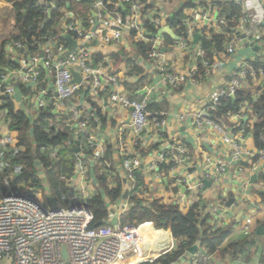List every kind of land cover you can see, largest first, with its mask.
Listing matches in <instances>:
<instances>
[{"label": "built area", "instance_id": "built-area-1", "mask_svg": "<svg viewBox=\"0 0 264 264\" xmlns=\"http://www.w3.org/2000/svg\"><path fill=\"white\" fill-rule=\"evenodd\" d=\"M59 1L41 0L40 4L49 7V12H55L60 10ZM153 1L156 6L154 5V10L148 12L149 15L146 16L144 10ZM155 1L147 0V3H144L141 0H117L116 2L102 0L97 2V5L91 9L93 16L89 20V28L85 30L82 21L76 19L72 22L68 21V24L63 27L66 30L65 34H70L77 42L75 49H68L63 43L61 44L59 36L51 39L49 44L40 46V49L34 53H29L22 43L12 41L7 47L9 57L12 54L16 55V59L12 60V57L9 59L18 62L19 70H8L1 75L0 97L8 96L17 111H24L29 115L30 109L37 108L39 112L53 105L55 110L59 111V115L55 116L53 120H56L55 122L48 123L49 127L61 131L67 128L75 130L78 133L79 142L83 143L88 139L89 145L96 143V135L92 134L91 118L78 109L74 102L84 98L86 103L93 106L94 118H98L99 108L97 105H107L109 111L106 112V116L109 122L119 116L120 110L129 113V121L119 122L116 126L118 133L116 155H118L123 170L122 174H124L121 179L126 182L129 195L117 203H110L106 225L91 229L90 223L93 221V215L86 207V203L91 197L85 196L88 193L87 183L89 182L85 177L84 160L86 157L83 154H79L77 157L74 178L66 181L78 195L69 196V201L67 200L69 203L65 208L54 207L53 202L45 204L41 200L40 190L29 187L11 189V179L7 178L4 182L6 194L4 198L0 199V264H142L153 263L163 255L177 249L178 242L169 229L158 228L153 222L136 224V222L125 219L135 206L131 201V194L134 192L138 194V190L142 189L137 186L135 175L138 171H141L146 191L142 194L139 193V198L147 205L148 201L154 199L153 192L151 193L153 182L170 179L169 175H176L178 169L185 167L186 164L190 165L191 159L180 145L181 143H164L163 147L161 143H155L153 146H158V149L155 150L158 156L157 161H153L147 169L143 167L144 158L146 159L147 155L142 157L141 153L135 149L136 143L141 141L143 134L147 133L149 129L152 130L149 132H154L158 141H164L167 121L165 118L153 117L155 114L148 112V98L139 101L130 96L124 85L127 77L124 74L121 75L111 56H106L101 63L97 64L93 59L92 52L94 49L92 47L97 42L99 45L118 44L126 36L135 32L136 40L153 43V49L149 55L150 61H155L156 58L160 59V53L154 45L157 39L150 36L146 28L150 23H153L156 29H162L167 26L169 17H165L160 4ZM216 1L233 3L243 12L241 21L238 23L237 29L234 30L236 35L234 33L229 35L232 41L231 44H227L229 47L226 54L229 57L240 51V48L247 42L248 36L247 34L243 35L241 28L250 19L254 24V38H258V40L264 38V28L262 27L264 25V0H200L198 4L205 3L210 8L198 7L191 10V16L185 21L190 31V44L181 41L179 43L181 50L187 52L191 47L193 36L197 34L195 32H200L206 23L207 26H212L218 32H222L228 26L227 17L219 15L217 10L211 7V4ZM107 5L112 6V10H109ZM120 8L124 9L127 14L124 15ZM195 18L200 22L199 24L193 21ZM203 23L205 24L202 27ZM196 49L194 51L196 66L189 73H173L165 64L160 65V60H158L156 69L163 75V81L168 86L179 87L187 83H196L199 77L198 65H202L207 71L211 69L212 64L205 60L206 52L199 45ZM258 59L264 61V58ZM256 60L257 58H245L239 64V69L231 76L226 87L211 93L207 106L208 113L217 111L222 98L235 97L241 90L249 89L254 100L264 93L263 71L259 72L258 77V73L249 63ZM40 61H43L48 71L47 76H53L54 79L49 91L43 86L47 76L43 80L38 67ZM20 73L22 75L18 83L30 88L31 93L26 96L21 93L22 98L18 102L14 98L18 83L14 82L16 78L13 79L12 75L17 76ZM75 73L78 74L79 82H74ZM208 74L209 72L206 75ZM248 78L253 81L252 87L248 84ZM0 101L2 100L0 99ZM250 113L249 106L243 104L240 113L229 115L228 121L232 120L231 127L222 122L216 123L209 117L204 118L195 114L189 118V127L198 130H202L206 126L214 128L222 137L232 161L237 164L246 161L254 171V167H257L259 163L264 165V149L254 155L245 143L240 141L244 140L243 132L231 134L232 127L235 125L239 127L243 122H246V115ZM70 114L71 117L65 119ZM1 116H4L2 112ZM183 119L187 120L185 116ZM6 121L8 125L9 122L7 119ZM7 146H13L8 135L0 138V156ZM57 154L58 149L50 150L51 159H55ZM105 156L106 154L101 152V158H97L100 163ZM198 164L199 162L194 166H198ZM101 165L105 171L112 169V165L108 163ZM162 165H166L168 175L160 172ZM230 165L224 159H218L215 162L209 159L205 163L201 162L202 177L195 184L191 185L188 180L178 176L177 181H168L167 188L174 191L175 198L185 196L188 192L192 193L193 203L189 205V209L196 203H200L202 209L204 206L200 190L203 183L213 181L221 174L227 175ZM239 169L244 171V167ZM260 176L264 178V171H260ZM261 184L264 186V180ZM182 188H186L185 194H182ZM44 194L51 196L49 190H46ZM160 202L164 205L169 204V206L181 208L178 200L173 201L174 203H167L165 200H160ZM223 208L224 206L219 201L205 208L212 217L210 222L212 226L218 227ZM261 215L264 218V211ZM241 228L247 236L256 233L254 217L246 218ZM220 251L213 254L206 248H200L194 255L187 252L184 256L187 257L185 264H215L214 260Z\"/></svg>", "mask_w": 264, "mask_h": 264}, {"label": "crops", "instance_id": "crops-1", "mask_svg": "<svg viewBox=\"0 0 264 264\" xmlns=\"http://www.w3.org/2000/svg\"><path fill=\"white\" fill-rule=\"evenodd\" d=\"M38 1L39 3L41 2V0ZM67 1V5H71V9L68 10L67 8L61 7L60 10H58L63 13V17L58 22V25L53 28V31L57 34L56 37L59 36V38L65 41V43L61 42V44L63 43L69 49L68 42L63 38V36H66V30H64L63 27L68 24V21L72 22L75 19L82 20V18H87L88 23L85 24L82 21V26L85 27V30L89 28V20L93 16L91 9L97 5V2L102 0ZM86 1H89L90 5L85 4ZM155 2L160 4L165 17H170L182 6V0H156ZM152 5L156 6L154 1L152 2ZM78 8L83 9V12H81V9L78 10ZM87 10L90 11L88 12ZM185 13L187 18H189L192 14L191 10H188ZM51 14L52 13L50 11L48 15L50 16ZM193 21H195L196 24L200 23L196 18ZM240 21L241 20H239V22ZM204 24L205 23H203L202 27ZM206 24V30L214 29L209 24V26ZM46 25L47 22L43 24V27ZM4 26L7 28L6 30H10V33L7 36L15 32L13 6L9 5L5 1L0 0V41L3 40L2 37L4 32H2V30ZM262 27L264 28V25ZM241 31L243 32V35L247 34L248 38L247 42L240 48V51H237L235 55L230 57L226 53H218L214 55L210 74L206 75L205 73L203 78L198 77V81L196 83H187L179 87H170L166 84V82L163 81V75H161L160 71L156 69L157 62L160 60L159 64L162 66L165 64L167 68H169V70L173 73H189L196 66L194 51L197 50L196 48L198 45L200 46V40L204 37L202 33H197L200 35L198 44H194V39L192 38L193 41L191 43V47L187 50V52L181 50V44H179L181 40L169 43L163 38V34H158L156 36L157 40L154 45L157 48V51L160 53V59L156 58L155 61H150V59H142L138 51H136L132 46L130 35L126 36L118 44L110 43L99 45L97 42L95 46H91L94 48L92 51L94 54V61H96V57L98 55H101L104 58L106 56H114L115 54H118L117 56H122L120 62H117L115 59L114 60L116 62L117 69H119L121 72V75L124 74V76L127 77V81L124 83V85L129 91L130 96L139 101L148 98L149 105L154 104L153 106L157 108V112L153 113L162 115L167 121L165 127L166 139L164 141H158L154 132H149L152 131L150 129L147 133H144L142 139H140L143 147L147 150L149 149L146 159L144 158L145 155H142L144 158L143 167L145 169H147L153 161H157L158 156L156 151L155 149H152L153 144L155 143H161L162 147L164 143H181L180 145L191 159L190 165L186 164L185 167L178 169V171L175 173L176 175H169L170 179L166 178L167 183L169 180H172V182L177 181L176 178L181 176L179 178L188 180L189 184H195L198 179L202 177L200 167L201 162L205 163L209 159H211L212 162H215L218 159H224L227 163L231 164L230 171L227 175L221 174L217 179L208 181L210 182L208 186L206 182H204L203 187L200 190L204 208L210 207L218 201L224 206V208L221 210L222 216L218 222V227L213 226L215 229H228L231 232V236L224 247L226 248L228 245L231 246V244H236L240 245L243 249L242 252H237L235 248H233V250L228 249L225 251V248L223 247L217 258L214 260L215 264H261L264 262V218H262L261 215L264 211V205H262L260 197V193L264 192V186L261 184L263 180L260 176V171H264V165L259 163L257 167H254V171H252L249 167V163L246 161H242V163L238 164L233 162L229 154V150H226L227 148L223 143L222 137L214 128L206 126L204 129L198 130L197 128L191 129L189 127V118L193 117V115L199 114L204 118L209 116L207 112V106L211 93L215 90L226 87L231 76L239 69V64L245 58H264V38L262 40L254 38L253 20L250 19L247 24H244L241 28ZM206 36L208 35L206 34ZM51 39H55V37L49 38L44 44H49ZM44 44L42 46H44ZM53 47L55 46L53 45ZM225 48L227 50V47ZM11 57L12 60L17 58L15 54H12ZM11 57L8 58L11 59ZM199 66L200 65H198V67ZM38 67L44 80V77L48 75V71L45 67L39 65ZM21 75V73L17 76L13 74L12 78H16L14 82L16 81L18 83L19 79H21ZM200 75H204V72L200 71ZM50 77L51 79L49 80ZM53 82V76H47L46 83H44L43 86L49 91L53 85ZM40 97L42 96L40 95ZM0 103L2 102L0 101ZM74 105L91 118L92 134L96 135V143L91 145L94 149V152L92 156L89 157L85 154V150H83L85 147L84 143L79 142L78 133H74V136L77 140V143L74 144L75 149L78 147L80 148L79 153H75V149L74 153L77 156L79 154H83L84 157H86L84 160L86 172L85 177L89 183H87L88 193L85 196L93 197L99 194L100 188L99 183L97 182V175L99 172L105 171L103 169V165L101 164L108 163L112 165V169L105 171V173L107 175L109 174V178L113 177L115 179L118 178L121 180L122 190L125 195L124 197H127L129 190L125 185L126 182L121 179L123 178L124 174H122L123 170L121 169L120 160L118 155H116V145L118 143V133L116 126L119 124V122L129 121V113L120 110L119 116L109 122L108 117L106 116V112L109 111L108 106H104L103 104L101 106L97 105V107L101 109L102 115L107 118L106 125L103 126V123L100 121L99 117H93V106L86 103L84 98L78 102H74ZM37 112V108L34 110H29V116L33 121L36 120ZM54 112L55 116L59 115V111L57 109L54 110ZM67 116L68 117H65V119L69 118V116L71 117V114ZM184 116L187 120L183 119ZM6 122L7 121L5 117L1 116L0 112V138L2 139V137L8 135L11 139L12 145L16 146L18 143V135L17 133L9 131ZM228 122L229 124H227V126L231 127L232 120L229 119ZM250 122L253 124L257 122V119ZM231 134L233 133L231 132ZM243 141L246 147L252 151L254 155L260 152L255 146L252 134L246 135ZM101 152H104L106 156L104 157L103 161L101 160L100 163L99 159L101 158ZM198 162V166H194ZM240 167H244V171H240ZM160 172L168 175L166 165H162V167H160ZM164 180L162 182L156 180L153 182L154 185L152 184L153 187L151 188V193L153 192L152 196L154 199H160L161 201L165 200L167 203H174L178 200V202H180V209L183 210L182 212H188L189 205L193 203L192 193H186L187 190L185 188V196L175 198L174 191L167 188V183ZM46 190L49 189L47 187L46 189H40V191H43L44 193ZM76 195L78 194L75 192V196ZM104 201L107 203L108 207L111 205L110 200L107 197L104 198ZM51 202L54 203V201ZM68 203L69 202H67V206ZM167 206H169V204ZM250 216L254 217L256 228L255 231L258 232V228L261 227L263 233L259 235L256 232V237L253 240L254 243L245 245V243H247V241L250 239L242 231L241 227L246 218ZM180 264H185V262Z\"/></svg>", "mask_w": 264, "mask_h": 264}, {"label": "trees", "instance_id": "trees-1", "mask_svg": "<svg viewBox=\"0 0 264 264\" xmlns=\"http://www.w3.org/2000/svg\"><path fill=\"white\" fill-rule=\"evenodd\" d=\"M13 6L14 19H15V32L1 41L0 44V77L8 70H19V65L16 61L9 60V52L7 47L13 42L22 43L24 47L28 49L29 53H34L39 50L49 38L56 37L53 28L58 25V22L63 17V13L60 11L51 12L49 16V8L41 5L38 0H2ZM116 2L117 0H112ZM147 3V0H141ZM200 0H182V6L176 13L171 15L167 19V26L174 32L176 37L181 41L189 42L190 31L185 24L188 19L186 11L203 7L209 9L210 6L205 3L198 4ZM67 0L59 1V9L67 8L71 9V5H67ZM89 1L85 4L90 5ZM107 4V3H106ZM211 7L217 10V13L221 16H226L228 26L218 32L215 29H202L201 32L204 36L200 40V47L207 54L205 60L212 64L214 55L218 53H226V45L231 44L230 34L236 35L234 32L237 29L238 22L243 16L242 9L233 3L226 2H213ZM109 10H112V6L107 5ZM154 6L152 4L147 5L144 10L146 16L148 12L152 11ZM88 12L90 10H87ZM120 11L124 15L127 14L123 9ZM82 18V17H81ZM83 23H88L87 18H82ZM151 21V20H149ZM47 22V25L43 27V24ZM87 26V25H85ZM146 30L150 36L156 37L160 29H156L153 23H150ZM204 32V33H203ZM208 36H206V34ZM228 33V34H227ZM227 34V35H226ZM132 46L142 59H149V55L152 52V42H142L136 40V33L130 34ZM76 37V36H75ZM163 38L173 43V40L168 34H163ZM60 42L65 41L59 38ZM111 56L113 59L120 62L122 56ZM96 57V56H95ZM104 57L101 55L96 57V63H101ZM256 73L263 71V83H264V61L257 59L256 61L249 62ZM200 71L203 72L201 65ZM204 75L201 77L203 78ZM250 77V76H248ZM250 86L253 83L251 78H248ZM22 95L26 96L31 93L30 88L18 83L16 85ZM252 87V86H251ZM0 103V112H2L5 118L8 120V129L10 132L17 133L18 143L16 146H7L0 156V199L4 198L6 194L5 180L11 179L10 188L16 189L22 186H28L34 190L46 189L51 192L52 199L58 200L66 205L70 195L74 196L75 192L69 187L66 181L72 179L75 175V167L77 163V155L74 153L75 143H77L74 136L75 130L70 128L60 131L56 128H50L48 123L55 119V107L51 105L46 110H40L37 113L36 120L27 115L24 111H17L14 104L10 100H2ZM247 104L251 110V113L246 115L247 121L243 122L239 127L233 126V134L243 132L244 138L248 134L253 135L254 143L259 151L264 149V93L257 99L252 98V94L249 89L241 90L235 97H224L221 99L220 105L215 112H209V118L216 123L229 124V115L238 114L241 112V106ZM154 104L148 103L147 110L151 114L157 112V108ZM157 107V106H156ZM100 121L105 126L107 118H105L101 109L97 115ZM153 117L165 118L162 115L155 114ZM257 122L251 124V120ZM85 154L92 156L94 149L91 145H88L89 141L86 139L84 142ZM52 149H58V154L55 159H51L49 153ZM135 149L141 153V155H147L149 149H145L141 142H137ZM152 149H158V146H153ZM151 149V150H152ZM105 171L99 172L97 175V182L99 183V194L88 199L86 207L93 215V221L90 223V228H98L106 225V219L108 216V205L104 201L107 197L110 203H117L124 198L122 190V182L120 179L113 177L109 178ZM137 179V186L142 189L138 190L139 193H144L145 184L143 176L138 171L135 175ZM264 180V178H262ZM139 193L131 194V201L135 204L133 209L128 213L125 220L130 222H136V224H142L145 222H153L158 228L169 229L178 242L177 249L171 253H167L157 259L153 263L142 264H175L178 262L188 250L193 247L197 242L201 243V248H206L210 253H216L218 250H222L224 245L228 242L231 232L228 229H215L211 225L212 217L206 212L205 208H200V203L193 205L188 212H182L176 206H167L160 202V200L154 199L144 204V201L139 198ZM129 195V194H128ZM262 205H264V192L260 193ZM250 240L245 245L253 244L256 234L247 236ZM225 248V247H224ZM235 248L237 252H242L243 249L240 245L231 244L226 246L225 251L228 249L233 250Z\"/></svg>", "mask_w": 264, "mask_h": 264}, {"label": "water", "instance_id": "water-1", "mask_svg": "<svg viewBox=\"0 0 264 264\" xmlns=\"http://www.w3.org/2000/svg\"><path fill=\"white\" fill-rule=\"evenodd\" d=\"M159 35L161 34H168L173 40L175 41H180V39L178 37H176V35L174 34V32L170 29L169 26H166L162 29H160ZM63 38L68 42L69 44V49H74L77 47V42L72 38V36L70 35H66V36H63ZM194 44H198L199 43V39H200V35L199 34H195L194 37ZM227 48L229 47V45L226 46ZM39 66H42V67H45L43 61H40L38 63ZM73 72V70H72ZM74 77H75V80L74 82H79V77H78V74H74ZM14 98L20 102L21 101V92H20V89L17 88L16 89V94L14 95ZM1 100H9V97L8 96H3V97H0ZM241 142H244L243 140H240ZM80 152V148L78 147L77 149H75V153H79ZM255 178V177H254ZM165 182L167 183V179H165ZM207 186L210 184V182H206ZM182 194H184L185 192V188L182 189ZM263 233V230L262 228H258V234H262ZM201 248V243L200 242H197L193 247H191L189 250H188V253L191 254V255H194L197 253V251ZM187 260V257H182L178 262H176V264H180L182 262H185Z\"/></svg>", "mask_w": 264, "mask_h": 264}, {"label": "rangeland", "instance_id": "rangeland-1", "mask_svg": "<svg viewBox=\"0 0 264 264\" xmlns=\"http://www.w3.org/2000/svg\"><path fill=\"white\" fill-rule=\"evenodd\" d=\"M9 5H11V4H9ZM81 8H78V10H80ZM81 12H83V9H81ZM7 28H5V26L3 27V30H2V32H4V34H3V39H5L6 37H7V35L10 33V30L8 29V30H6ZM0 44H1V41H0ZM223 54H225V52L223 53ZM211 65V64H210ZM213 65V64H212ZM201 67H202V70H203V72L204 73H206L207 74V72H209V74H210V71H211V69H209L208 71L205 69V67H203L202 65H201ZM200 70V69H199ZM199 77L201 78V75H199ZM41 193V200L45 203V204H47L48 202H51V201H54V202H56V203H53V206L55 207V206H58V207H66L67 206V203H66V205L65 204H63L62 202H60V201H58V200H55V199H52V197L51 196H47V195H45L44 194V192L42 191V192H40ZM73 204H76L75 202H73ZM221 216H222V214L220 215V218H221Z\"/></svg>", "mask_w": 264, "mask_h": 264}]
</instances>
